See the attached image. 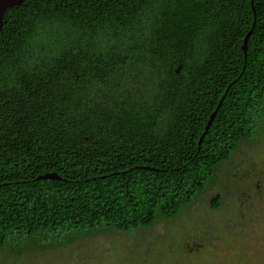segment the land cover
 Wrapping results in <instances>:
<instances>
[{
  "label": "trees",
  "instance_id": "obj_1",
  "mask_svg": "<svg viewBox=\"0 0 264 264\" xmlns=\"http://www.w3.org/2000/svg\"><path fill=\"white\" fill-rule=\"evenodd\" d=\"M263 126L264 0H23L0 30V253L174 219Z\"/></svg>",
  "mask_w": 264,
  "mask_h": 264
},
{
  "label": "rangeland",
  "instance_id": "obj_2",
  "mask_svg": "<svg viewBox=\"0 0 264 264\" xmlns=\"http://www.w3.org/2000/svg\"><path fill=\"white\" fill-rule=\"evenodd\" d=\"M245 165L254 167L252 172L264 169V126L256 144L239 146L219 167L218 182L178 217L159 219L153 227L133 233L85 237L56 249H28L22 255L3 251L0 264H264V193L256 207L242 209L236 194L248 188ZM216 194L221 195L220 207L213 210L210 200ZM248 195L254 200L253 190Z\"/></svg>",
  "mask_w": 264,
  "mask_h": 264
},
{
  "label": "flooded vegetation",
  "instance_id": "obj_3",
  "mask_svg": "<svg viewBox=\"0 0 264 264\" xmlns=\"http://www.w3.org/2000/svg\"><path fill=\"white\" fill-rule=\"evenodd\" d=\"M180 65H177V68L175 69V74L179 75L180 73ZM77 88L78 90L82 93L81 95L84 96V91H88L91 92L93 94V90L95 88V83L93 81V78H83L82 76L79 78L77 77ZM96 93V92H95ZM94 93V94H95ZM254 169V167H252ZM251 170L247 167V165H245V167L243 168V175H247L249 173V175L247 176V185L248 188H246L245 191H238L236 194H238L237 198L240 200L241 203V209L245 206V207H252V206H257L255 205L256 203H258L259 200H261L262 195L264 193V169H257L255 168L254 172H252ZM245 175V176H246ZM255 177V182H252V179ZM255 194V198L254 200L250 199V196L248 195L249 191H252ZM240 218H244L243 215H240Z\"/></svg>",
  "mask_w": 264,
  "mask_h": 264
},
{
  "label": "water",
  "instance_id": "obj_4",
  "mask_svg": "<svg viewBox=\"0 0 264 264\" xmlns=\"http://www.w3.org/2000/svg\"><path fill=\"white\" fill-rule=\"evenodd\" d=\"M22 2H23V0H0V30L2 29V26H3V15H4L5 11L7 9L13 7V6H19ZM253 26H254V23H253ZM251 33H252V30L248 31V33L243 38L242 50L244 53H246L247 41H248V38L251 35ZM224 98H225V94L222 96L221 100L217 104L216 109L210 114V117H209V119H208V121L204 127V133L200 137L198 145L201 144L203 136L206 133V131L209 129L211 123L213 122V120L216 116V113H217L218 109L220 108L221 103H222ZM41 178H43V179H59V177L55 174H47Z\"/></svg>",
  "mask_w": 264,
  "mask_h": 264
}]
</instances>
